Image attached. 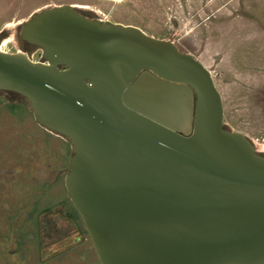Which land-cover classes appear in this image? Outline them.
<instances>
[{"label": "water", "instance_id": "95a60500", "mask_svg": "<svg viewBox=\"0 0 264 264\" xmlns=\"http://www.w3.org/2000/svg\"><path fill=\"white\" fill-rule=\"evenodd\" d=\"M19 38L23 53L0 51V91L70 142L64 185L100 264H264V154L225 129L194 56L66 4Z\"/></svg>", "mask_w": 264, "mask_h": 264}, {"label": "rangeland", "instance_id": "374dc122", "mask_svg": "<svg viewBox=\"0 0 264 264\" xmlns=\"http://www.w3.org/2000/svg\"><path fill=\"white\" fill-rule=\"evenodd\" d=\"M65 4L194 56L221 96L225 129L264 154V0H0V50L23 53L21 24ZM25 55L41 61L34 46ZM72 155L65 137L36 123L25 98L0 91V264H100L64 185Z\"/></svg>", "mask_w": 264, "mask_h": 264}, {"label": "flooded vegetation", "instance_id": "af4514ba", "mask_svg": "<svg viewBox=\"0 0 264 264\" xmlns=\"http://www.w3.org/2000/svg\"><path fill=\"white\" fill-rule=\"evenodd\" d=\"M73 7H75V8H77L78 9V11L82 14V13H84V12H88L87 10H89L88 9V7H86V6H84V5H79V4H73ZM84 10V11H83ZM83 16H84V14H82ZM86 17V16H85ZM88 18V17H87ZM90 19V18H89ZM25 22V21H24Z\"/></svg>", "mask_w": 264, "mask_h": 264}, {"label": "bare ground", "instance_id": "6f19581e", "mask_svg": "<svg viewBox=\"0 0 264 264\" xmlns=\"http://www.w3.org/2000/svg\"><path fill=\"white\" fill-rule=\"evenodd\" d=\"M1 51V50H0ZM2 52V51H1ZM4 53V52H3Z\"/></svg>", "mask_w": 264, "mask_h": 264}]
</instances>
